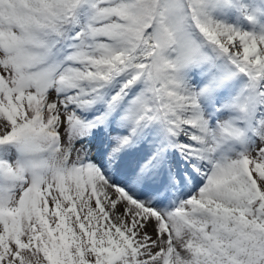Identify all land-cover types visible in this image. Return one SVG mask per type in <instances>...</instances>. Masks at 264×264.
Here are the masks:
<instances>
[{
    "label": "snow or ice",
    "instance_id": "1",
    "mask_svg": "<svg viewBox=\"0 0 264 264\" xmlns=\"http://www.w3.org/2000/svg\"><path fill=\"white\" fill-rule=\"evenodd\" d=\"M0 264H264V0H0Z\"/></svg>",
    "mask_w": 264,
    "mask_h": 264
},
{
    "label": "rangeland",
    "instance_id": "2",
    "mask_svg": "<svg viewBox=\"0 0 264 264\" xmlns=\"http://www.w3.org/2000/svg\"><path fill=\"white\" fill-rule=\"evenodd\" d=\"M220 18L228 23L237 24L239 26H242L245 29L250 28V25L248 24V22L242 19L239 13L235 9H226Z\"/></svg>",
    "mask_w": 264,
    "mask_h": 264
}]
</instances>
